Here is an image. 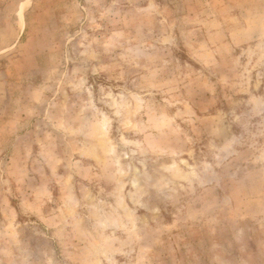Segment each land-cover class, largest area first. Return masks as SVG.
Wrapping results in <instances>:
<instances>
[{
    "label": "rangeland",
    "instance_id": "1",
    "mask_svg": "<svg viewBox=\"0 0 264 264\" xmlns=\"http://www.w3.org/2000/svg\"><path fill=\"white\" fill-rule=\"evenodd\" d=\"M0 264H264V0H0Z\"/></svg>",
    "mask_w": 264,
    "mask_h": 264
}]
</instances>
